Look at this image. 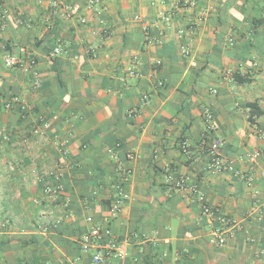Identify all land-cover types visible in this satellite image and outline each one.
Returning <instances> with one entry per match:
<instances>
[{
  "label": "crops",
  "instance_id": "obj_1",
  "mask_svg": "<svg viewBox=\"0 0 264 264\" xmlns=\"http://www.w3.org/2000/svg\"><path fill=\"white\" fill-rule=\"evenodd\" d=\"M87 1L71 0L65 14L47 1L0 0V59L25 48L40 81L34 91L20 70L1 68L0 95L50 122L47 141L23 149L35 118L0 108V264H91L78 239L92 224L124 243V258L105 264H264V0ZM130 66L139 77L126 75ZM204 110L232 171L207 168ZM56 165L63 190L48 218L59 222L41 231L39 177ZM119 165L130 171L127 199L109 219ZM190 186L236 223L224 245L211 242L217 219Z\"/></svg>",
  "mask_w": 264,
  "mask_h": 264
},
{
  "label": "built area",
  "instance_id": "obj_2",
  "mask_svg": "<svg viewBox=\"0 0 264 264\" xmlns=\"http://www.w3.org/2000/svg\"><path fill=\"white\" fill-rule=\"evenodd\" d=\"M47 1L48 6L51 8L53 13H56L58 9L64 11L65 14H69L72 11V2L71 0H40ZM95 0H88L87 7H91L94 4ZM195 1H184L181 5L185 8L188 6H193ZM206 16V12H199L196 16V24L200 23ZM172 15L170 13H160L159 20L161 23L165 24V26H170ZM137 19V17H135ZM81 24L85 23L83 18L79 19ZM104 33H108V30H104ZM183 35V31H177V36L181 38ZM146 41H150L151 37L146 35ZM229 44L232 45V41L229 40ZM61 52V48L59 46V41H57V46L53 49L52 54L57 55ZM181 53L184 57L189 56V49L187 46H181ZM37 64L36 57L31 52H28L25 48H20L15 54H7L1 57L0 59V69L1 68H10V69H18L25 76L30 78L31 88L36 91L40 86L39 78L37 77L35 66ZM161 64L160 61H156L155 65L159 66ZM126 75L132 77H139V73L134 70L132 66L126 68ZM157 86L161 87L162 83L158 82ZM147 96L143 97V103H146ZM0 108L5 111H11L13 109H17L21 116H26L30 113L34 118L33 124L30 126V130L28 132L29 135L22 138L21 147L23 149H29L34 145H42L48 139V132L50 129V122L41 117L40 115H34L32 109L18 96L10 95V96H2L0 95ZM248 120H254L256 115L252 114L251 111H248ZM54 119V117H53ZM202 121L204 124V134L203 137L207 138L209 135H213L207 143L203 140V143L206 144L207 156L209 158V162L207 164V168L213 171H232L233 168L230 165L225 164L218 155V147L220 144V140L214 136L216 131V125L213 121V117L208 110H204L202 112ZM181 148L186 151L187 144L186 142L181 143ZM58 151L62 154H65L63 150V145L58 147ZM257 154L248 155L247 158L249 161L254 162L257 158ZM128 158H131V155H128ZM130 171L124 167L123 165H119L118 167V181L114 187L113 193L109 198V206H108V217L109 219H113L117 217L123 208V204L127 199V193L124 189V185L128 181ZM62 178V171L60 167L57 165L55 168L51 170L43 171L39 177V180L42 181V210H40L39 218L42 223L39 225V229L41 231H45L47 227H55L59 222L58 219L50 221L48 216L53 214V210L51 209L53 205L58 204L60 201V197L62 194V186L60 184V180ZM176 189L185 188L184 179H177L172 182ZM189 190L199 197L200 205L202 213L205 215H215L218 226L215 228L212 234L211 242L217 246H222L225 244L228 237L231 236L232 230L235 227L236 223L229 218L218 214V211L209 206L206 202L203 201V198L200 194L197 193L195 187L190 186ZM63 207L67 206L66 202L62 203ZM258 214V220L261 219L262 210H257L256 215ZM252 215L249 213L248 216ZM86 221L88 223H92L93 219L91 217H87ZM111 235V230L108 227H100L98 225L92 224L89 230L82 234L78 243L80 245V249L84 254H89L91 259V264H105V259L107 255H112L114 258L122 259L125 256L124 243L111 242L104 240V237H109Z\"/></svg>",
  "mask_w": 264,
  "mask_h": 264
},
{
  "label": "trees",
  "instance_id": "obj_3",
  "mask_svg": "<svg viewBox=\"0 0 264 264\" xmlns=\"http://www.w3.org/2000/svg\"><path fill=\"white\" fill-rule=\"evenodd\" d=\"M237 78V77H236ZM247 80L246 79H242V80H240V82H246ZM252 108V114H257V111L253 108V107H251Z\"/></svg>",
  "mask_w": 264,
  "mask_h": 264
}]
</instances>
